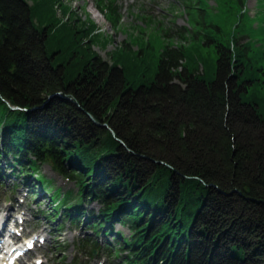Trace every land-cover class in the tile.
I'll return each instance as SVG.
<instances>
[{"label":"trees","instance_id":"obj_1","mask_svg":"<svg viewBox=\"0 0 264 264\" xmlns=\"http://www.w3.org/2000/svg\"><path fill=\"white\" fill-rule=\"evenodd\" d=\"M28 1L0 0V181L5 168L26 185L34 179L30 189L56 204L52 223L62 209L71 223L111 235L104 251L122 264H264V10L250 52L242 0H213L215 10L181 0L190 23L216 31L206 36L218 55L206 82L185 68L184 33L149 63L152 40L171 30L146 40L142 30L139 50L123 44L108 64L91 49L95 23L59 22L55 0ZM97 7L119 27L114 0ZM42 164L76 191L53 189ZM91 247L102 250L79 242L82 252Z\"/></svg>","mask_w":264,"mask_h":264},{"label":"rangeland","instance_id":"obj_2","mask_svg":"<svg viewBox=\"0 0 264 264\" xmlns=\"http://www.w3.org/2000/svg\"><path fill=\"white\" fill-rule=\"evenodd\" d=\"M256 1L257 0H242L243 3L245 2V9L247 8V10L249 11V14L247 13L249 15L248 17L253 18L256 15L255 19H253V22L255 28H258L259 22L257 20L259 19V14L256 11ZM27 2L31 4L30 1L27 0ZM143 2L144 3H142V7L138 6L140 2L135 4V6L133 4H130L133 6L129 7L130 5H124L123 0H117L116 5L120 19L119 27L117 28L113 27V25L107 21L104 15L100 13L101 11L99 12L97 7L98 0H55L53 4L56 12L55 19H57L59 22H65L67 16L70 15L71 21L80 19L84 22H88V20H91L93 23H95L96 33L98 32L100 35L90 43L91 49L97 54V56H99L108 64L111 62L110 54L117 47L125 46L123 44L128 43V45L131 46L133 50H139V39H136L135 36L137 35V33H140V31L142 32V30L144 31L145 40L149 37L151 32L162 33L168 28L171 30L170 32L172 38L167 39V41L164 42V40L160 36L159 39L152 40L151 44L153 46V50H151V54L153 56L149 60V63H152L156 60V51L158 49H161L166 43H170L172 46L177 47V44L181 42L176 37V35L184 33L187 36L186 41H182L185 68L206 82L213 81L215 78L218 55L215 48V43H207L206 40L208 38L206 36H213L214 33H216L215 29L210 25L206 26L203 24H195L194 22L190 23L189 17L187 13H185V4H183L181 0H162L160 7L163 9V13L159 15L160 10L156 9V11L159 12L157 13L158 16H156V18H153L154 16H152V18L156 20V23L153 24L155 26L152 28L145 25V22L139 18L142 14L148 15V9H152V6H149V4L145 3V1ZM172 3L176 4L177 8L174 12L170 10ZM208 6L215 10V3L213 0H208ZM68 10L70 11V13ZM263 10L264 9H261L259 13ZM207 21L211 23L213 22V20L209 17H207ZM78 24L79 23H77V25ZM213 24L218 25L219 23L215 20ZM156 25H159V27H156ZM129 26L135 28V30L129 28ZM137 26H141L142 29L137 28ZM254 26L251 27L249 25L244 38L241 40L243 44H251L252 42H255L257 46L260 44L259 39L255 36V32L253 31ZM85 40H87V38H85ZM56 50L57 48H54L53 53L56 52ZM1 167L5 168V165H2ZM39 171L42 173V169H40ZM8 172L9 171H7V169L5 168V173L7 174ZM43 172L50 179L56 178L53 179V181L51 180L54 185L53 189L56 190V188L60 186L61 180H57V177L51 172H48V169L44 170ZM12 179L13 178H8L6 179V182L0 183V216L5 214L4 209H6L7 207L12 208L11 204L7 203V198L12 196V192L10 189L6 188L7 184H12ZM32 181L34 182V179L28 180V186H32ZM17 182L21 186L22 190L20 193L17 192L18 194L15 197H17L18 200L24 199L22 207L26 208L33 214H37L44 209L46 210L44 211V215L41 216L42 218L37 217V221L33 222L37 224V227L31 231H42L49 237L48 243L46 244L45 248L39 253L44 254V257L47 259V264H54L53 259L51 258L52 251L50 247L52 246L51 243L54 241V234L52 233H55L56 235L57 233L51 232L49 230V228L52 226L48 214H50L49 212L53 210L52 208L55 207H51L52 204L49 205V197L47 198V196H45L44 194H40L41 198L35 197L33 199L30 196L26 198L24 192H29V188H27L25 185H22L23 183H20L19 181ZM49 191L50 194L52 192V188L49 189ZM63 191L64 190H62V192ZM31 199L35 200L36 203H32ZM46 205H48V208ZM99 208L100 204L98 203H92L89 205L87 204L85 206L86 210H94L95 214L98 212ZM13 209L15 208L13 207ZM61 213L62 209H59L57 220L60 224L64 220L63 217H60ZM86 215L87 214H85L84 217H86ZM46 222L49 223V227ZM58 222L55 221L52 224L57 225ZM65 227L67 228V231H65V233L63 232L64 234L62 233V235L60 236V242H62L63 245L59 244L60 247L57 248L56 253L58 258L65 257L66 262L69 263L70 258L74 254L75 250V246L73 245L74 243L71 241L72 238H74V234L73 229L69 230L68 223L65 224ZM107 227L108 229H114L113 234H115V232H119L122 237L129 238L130 232L127 228L122 227L118 224H115L113 226L107 224ZM79 229L83 234L92 235L90 232H87L86 228L83 226H81ZM76 233L79 235L81 234L80 232ZM100 235L99 239L102 238V240L104 239L105 241H111V243H114V238L111 235H106V233H101ZM104 235L107 237V239L104 238ZM97 262H99V258H97L95 264H97Z\"/></svg>","mask_w":264,"mask_h":264},{"label":"water","instance_id":"obj_3","mask_svg":"<svg viewBox=\"0 0 264 264\" xmlns=\"http://www.w3.org/2000/svg\"><path fill=\"white\" fill-rule=\"evenodd\" d=\"M61 97V95H58V97ZM13 110L14 109H17L16 107H11ZM89 118H90V120L96 125V126H105V125H100L97 121H95V119L91 116V115H89Z\"/></svg>","mask_w":264,"mask_h":264},{"label":"bare ground","instance_id":"obj_4","mask_svg":"<svg viewBox=\"0 0 264 264\" xmlns=\"http://www.w3.org/2000/svg\"><path fill=\"white\" fill-rule=\"evenodd\" d=\"M181 217H182V215H181ZM181 220V219H180ZM187 247H189V246H187Z\"/></svg>","mask_w":264,"mask_h":264}]
</instances>
